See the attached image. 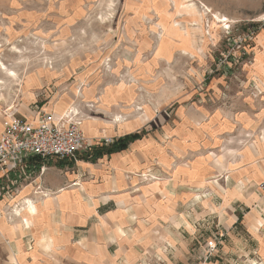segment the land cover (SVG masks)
Instances as JSON below:
<instances>
[{
  "label": "rangeland",
  "instance_id": "obj_1",
  "mask_svg": "<svg viewBox=\"0 0 264 264\" xmlns=\"http://www.w3.org/2000/svg\"><path fill=\"white\" fill-rule=\"evenodd\" d=\"M59 106L92 145L144 131L145 139L124 151L140 166H150L136 174L150 191L153 182L171 180L153 166H169L168 161L193 166L186 188L195 199L187 206L169 199L165 184L153 192L159 196L156 211L151 200L139 203L151 209L143 214L155 216L144 219L148 227L178 231L186 223L183 214L189 217L181 235L188 261L179 260L157 229L153 238L160 243L144 247L133 264L212 262L229 237L218 213L235 206L225 184L235 172L254 169L256 180L251 185L238 180L235 189L264 195V0H0V128L8 115L32 119ZM5 183L0 200L8 210L1 209L0 218L16 225L29 216L31 204L14 201L17 186ZM67 187L87 192L82 182ZM34 206L30 212L37 216ZM137 214H131L132 224L142 220ZM95 223L92 234L110 244L109 250H95L96 264H107L116 257L114 233L126 237L130 227L123 218H113L110 226L103 219ZM33 233L28 227L22 250L1 238L0 264H28L33 251L43 252ZM241 235L250 243L259 238ZM209 238L216 242L213 251ZM84 243L63 249L57 264L86 263Z\"/></svg>",
  "mask_w": 264,
  "mask_h": 264
},
{
  "label": "crops",
  "instance_id": "obj_2",
  "mask_svg": "<svg viewBox=\"0 0 264 264\" xmlns=\"http://www.w3.org/2000/svg\"><path fill=\"white\" fill-rule=\"evenodd\" d=\"M50 110L55 120L64 118L62 106ZM38 116L32 119L29 118L31 115L25 117L34 121ZM1 131L2 126L0 133ZM127 133L130 132L123 133V135H127ZM145 137L132 144L141 143ZM125 154L126 151L113 153L105 155L96 162H91L80 159L81 154L78 153L79 160H73L74 157L65 159L62 166L57 164L60 161L58 159H43V162L38 164V161L30 158L24 166L7 173L0 179V183L12 182L17 186L12 196L13 200L23 204L29 203L31 207L26 211L29 216L24 215L25 217L22 219H16L18 222L16 225H10L0 218V239L6 240L14 250H22L26 248L25 234L28 227L33 226L35 233L33 235L41 241L43 252L33 251L31 253L33 261H27L28 264H57L56 260L63 257V249H68L70 244H77L78 247V244L84 243V240L88 239L84 243L88 258L87 262L83 264H96L95 250L104 251L110 244L107 239L103 241V236L92 234L95 221L103 219V224L110 226L109 223L113 221V218H123V225L126 228L130 227V231L126 237L120 236L124 232L122 234L114 233L117 243L114 248L116 257L109 259L107 264L135 263L141 255L139 253L144 252V247L148 248L153 243H160L159 240L153 238V230L157 229L165 234L166 241L174 247L179 260L186 263L189 259L185 254L188 247L186 240L181 235L191 222L188 220L189 217L183 214L186 223L180 224L182 226H179L178 229L181 232L175 231L172 227L162 229L161 226L156 225L148 227L144 219L149 220L155 216L150 217L143 214L145 210L149 212L151 209L144 208V204L140 205L139 203L141 201L148 203L150 200L154 204L157 203L155 197L159 198V196L153 192L158 191L165 182H153L151 184L153 188L150 191L143 176L136 175L150 166H140L135 160L136 157ZM170 164L168 161L169 166L157 165L153 167L155 170L163 169L167 178L171 179L168 184H165L169 189V199H177L187 206L186 204L192 202L194 198L191 191L187 192L186 188L192 180L193 166H170ZM201 168L202 166L199 167L200 170ZM243 171L245 168L238 173L235 172L234 176L225 184L231 188L232 194L229 197L235 206L232 205L231 210L219 212L217 217L224 227V234L229 237H226L220 244L218 251L221 255L219 254V258L206 264H249L254 261H261L264 264V195L253 194V191L242 194L238 189H235L238 180H242L247 185H251L252 181L256 180V174L252 173L255 171L254 169L252 172L247 171L246 175L242 173ZM202 180L200 177L198 182L203 183ZM71 182H82L86 185L87 192L82 193L77 187H67ZM135 187L140 189V193L134 194L133 188ZM40 191L48 193V195L44 196L39 193ZM34 204H37L40 210L37 216L33 214L36 211ZM150 207L156 211L157 204ZM243 207H246L244 213L241 212ZM1 209L8 210L7 201L0 200ZM133 212L138 213V218L142 219L136 224H132L130 219ZM132 225L134 226L131 227ZM237 229H240L241 233ZM242 233H247L255 238L259 236V238L257 242H246L240 237ZM95 237L98 241L94 239ZM209 241L213 244L216 243L212 238H209L207 242ZM52 256L55 258L52 259ZM63 263L79 264L73 260L63 261Z\"/></svg>",
  "mask_w": 264,
  "mask_h": 264
},
{
  "label": "built area",
  "instance_id": "obj_3",
  "mask_svg": "<svg viewBox=\"0 0 264 264\" xmlns=\"http://www.w3.org/2000/svg\"><path fill=\"white\" fill-rule=\"evenodd\" d=\"M92 146L79 124L68 117L55 120L52 113L43 112L30 121L25 116L8 115L0 133V179L30 158L65 160ZM208 247L213 251L216 244L209 243Z\"/></svg>",
  "mask_w": 264,
  "mask_h": 264
},
{
  "label": "trees",
  "instance_id": "obj_4",
  "mask_svg": "<svg viewBox=\"0 0 264 264\" xmlns=\"http://www.w3.org/2000/svg\"><path fill=\"white\" fill-rule=\"evenodd\" d=\"M144 135L145 132L141 131V132H136L133 134L122 136L114 140L110 144H106L103 141L100 144L92 146L90 149L86 151L80 152L81 154L80 159L94 162L104 157L105 155H111L113 153L124 151L129 147L131 143L143 138ZM32 159L38 161V164H41L43 162V159L40 157H33ZM64 163L65 160H60L57 162V164L61 166L64 165Z\"/></svg>",
  "mask_w": 264,
  "mask_h": 264
},
{
  "label": "bare ground",
  "instance_id": "obj_5",
  "mask_svg": "<svg viewBox=\"0 0 264 264\" xmlns=\"http://www.w3.org/2000/svg\"><path fill=\"white\" fill-rule=\"evenodd\" d=\"M188 7H195L196 8V5H195V3H191L190 5H188ZM218 18L220 17V16H217ZM223 20H227V18H223ZM2 69H4L5 71H6V73L8 74V75H10L12 78L13 77H16L17 76V74L14 72V71H12L11 69H9L5 64H2ZM19 210V209H18ZM22 214V213H21Z\"/></svg>",
  "mask_w": 264,
  "mask_h": 264
}]
</instances>
